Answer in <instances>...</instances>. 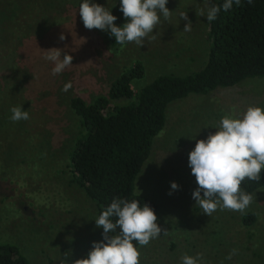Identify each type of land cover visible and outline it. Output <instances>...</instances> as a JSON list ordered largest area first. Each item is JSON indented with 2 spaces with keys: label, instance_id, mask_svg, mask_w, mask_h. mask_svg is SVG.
<instances>
[{
  "label": "rangeland",
  "instance_id": "obj_1",
  "mask_svg": "<svg viewBox=\"0 0 264 264\" xmlns=\"http://www.w3.org/2000/svg\"><path fill=\"white\" fill-rule=\"evenodd\" d=\"M117 1L91 0L108 11ZM213 1L168 0L170 20L161 16L149 34L156 39L138 46L116 44L109 31L86 29L79 15L83 0H0V241L17 245L30 264H61L65 253L70 264L103 239L94 202L71 179L68 154L80 125L69 98L93 100L135 60L144 66L143 76L132 80L136 89L161 73L200 69L211 44L206 16ZM180 12L191 21L190 32L183 31L188 21ZM51 48L61 49V58L73 57L72 66L55 76L44 59ZM68 82L71 88L62 91ZM13 106L28 111L29 119L11 121ZM248 106L264 109V76L167 104L165 124L134 180L135 192L158 205L162 229L138 246L140 264H181L184 254L197 253L203 254L201 264H264V187L251 193L243 213L218 208L209 217L192 197L196 178L188 164L197 140L215 133L223 116L239 118ZM247 212L253 218L245 223ZM232 249L237 254L225 259Z\"/></svg>",
  "mask_w": 264,
  "mask_h": 264
},
{
  "label": "trees",
  "instance_id": "obj_2",
  "mask_svg": "<svg viewBox=\"0 0 264 264\" xmlns=\"http://www.w3.org/2000/svg\"><path fill=\"white\" fill-rule=\"evenodd\" d=\"M214 0L212 5H222ZM116 26L126 20L120 0L109 9ZM211 44L204 65L191 73H161L136 89L132 80L144 74V66L135 60L109 83L107 90L86 101L80 95L69 98V106L78 116L79 133L69 150L72 181L95 204L96 219L113 198L139 201L157 215L158 205L149 196L134 190V180L148 158L153 138L163 128L166 106L188 93H207L217 86L233 85L246 77L264 76V0H241V6L223 10L208 21ZM116 43L115 37L110 36ZM198 187L195 182V189ZM264 187L260 181L245 180L241 189L251 194ZM203 195V193H201ZM253 215L242 216L245 223ZM115 222V217L111 218ZM119 233L117 228L112 235ZM138 248L139 244L133 241ZM0 264H30L15 244L0 241Z\"/></svg>",
  "mask_w": 264,
  "mask_h": 264
},
{
  "label": "clouds",
  "instance_id": "obj_3",
  "mask_svg": "<svg viewBox=\"0 0 264 264\" xmlns=\"http://www.w3.org/2000/svg\"><path fill=\"white\" fill-rule=\"evenodd\" d=\"M168 0H120V11L126 22L118 27L114 23L116 16L105 7L83 0L79 7V15L84 27L88 30L99 29L109 31L115 37L116 44H144L145 38L155 40L156 36L149 34L164 20H170L172 12L166 7ZM252 3V0H248ZM233 4L241 6V0H224L222 5H208L206 19L212 22L217 19L221 10L228 12ZM204 15L203 11L200 13ZM179 18L188 21L183 29L190 32L192 23L186 12H180ZM63 41L65 36L60 34ZM61 49L45 50L44 59L52 62V75L61 74L72 66L73 57L65 53L61 58ZM71 88L68 82L62 88L67 92ZM10 120L18 122L28 120V111L21 106L10 108ZM215 133H209L207 139L196 141L190 151L188 164L191 174L195 176L198 187L192 197L204 214L211 216L219 210L238 211L243 213L253 201V196L241 189V184L247 179L260 181L264 171V109L258 106H248L239 118L225 115L219 121ZM179 185L171 182V189L178 190ZM203 193V195H201ZM171 191L169 195H171ZM115 217V222L111 218ZM157 215L147 204L140 206L139 201L113 198L112 202L95 219L97 227L103 229V239L93 241L92 248L86 258L76 259L70 264H140V252L133 244L146 246L151 240L161 235L162 229L157 223ZM119 229V233L112 235ZM167 235L168 230L164 229ZM237 254L232 249L225 257L230 260ZM68 255L65 253L61 264H65ZM203 254L195 257L184 254L181 264H201Z\"/></svg>",
  "mask_w": 264,
  "mask_h": 264
}]
</instances>
